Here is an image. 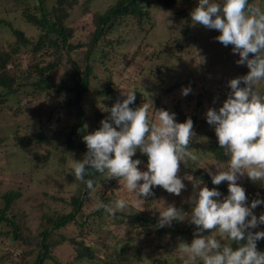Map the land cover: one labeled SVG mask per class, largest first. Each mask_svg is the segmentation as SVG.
Listing matches in <instances>:
<instances>
[{
	"label": "rangeland",
	"instance_id": "obj_1",
	"mask_svg": "<svg viewBox=\"0 0 264 264\" xmlns=\"http://www.w3.org/2000/svg\"><path fill=\"white\" fill-rule=\"evenodd\" d=\"M116 1L80 0L79 5H74L71 10H68L70 15L65 25L71 26L73 29L71 43L75 45L84 43L94 28L93 15L102 13ZM255 4L264 8V1H257ZM196 5L194 0H179L177 7L184 9L183 15L187 14V18H190V12ZM57 7L56 0H44L43 2L39 0H0V21H2L0 22V53L11 52L12 49L17 48L14 53L17 63L15 65L12 64V61L8 63V73L19 76L31 74V81L36 82L40 75L33 68L28 72L27 66L33 65V62L43 66L48 62L52 63L55 59L56 55L52 54L50 49H48L50 51L48 54H43L42 51L34 54L30 44L27 47L17 46L10 24L14 28L23 30L31 41H35L44 30L29 23L25 18L24 11L37 16L46 13L48 19L52 20L51 12ZM168 12L170 11H163L159 7L152 8L150 16L154 26L151 29L147 27L142 30L129 29V37L119 48L131 49L144 39L149 50L163 48V43L166 41H169L175 49L174 39L180 35L187 19L182 16V21H179L174 18L175 14L170 12L172 15L167 19L171 20V23L167 24L165 16ZM126 29H128L126 24H119L113 33L120 36ZM185 35L187 39L180 40L184 50L181 54L185 57L184 67L176 70L171 69L168 72L162 70L161 67L165 68L169 60L167 61V58L161 54L145 62L147 66L157 71V75L147 73L145 76L137 77L145 85L143 87L144 97L151 100L152 103L155 96L151 97L149 94L157 92L161 79L166 80L167 84L170 82L169 78L170 80L185 81V84L163 94L159 99L160 102L153 105L156 106V109L174 112L178 123H183L187 118L193 121L196 136L190 148L196 150L195 154L198 156V160L196 162L189 161L187 164L181 163L178 173L186 185V189L180 196H175L157 186L153 189L154 196L147 198L143 208H139L133 202V195L124 188L122 180L111 185L99 184L91 195L92 199L90 198L89 202L83 205V211L76 214L75 221L69 222L64 228L54 229L51 232L48 240L51 259H46L44 264H103L99 260L100 258L81 260L76 258L73 245L68 240L63 241L61 236H75L78 239L83 236L89 240L90 244H95L94 247L103 252L101 244L105 243L108 234V229L105 226H110L112 222L111 220L109 223L96 220V217H89V214L97 207L98 199L105 192L128 201L125 212L146 210L148 215L159 218V211L164 210V203L165 206L171 204L180 210L184 208L186 209L184 213L190 215L193 207L190 203V198L194 195L193 183L199 182L194 180L193 172L190 170L195 167L213 168L210 164L219 163L215 161L214 155L207 150L209 144L212 141H217V138L214 128L203 121L206 110L220 107L221 102L226 99L227 82L238 77L237 72L243 67L245 68L246 65L240 66L235 63L239 56L232 53L231 45L225 47L218 42H211V37L215 38L219 35L217 30H209L201 25H195ZM210 42L211 45H208ZM219 48L221 53L218 52ZM78 49L80 50H63L59 63L52 69H48L49 72L46 74L49 73L53 82H64L68 87L73 85L68 76L82 62V51H84L83 48L78 47ZM100 63H95V76L90 78V90L83 96L84 116L91 126L99 125L100 121L108 116L107 112L102 111V106H105L106 102L102 103L97 90L103 88L107 81V72ZM107 64L110 65L111 62ZM138 70V66H129L125 76L136 75ZM203 74L205 76H202ZM25 85H21V89L7 100L8 105L5 103V106L0 109V138H6L0 143V206L3 204L2 196L7 191L19 193V196L11 204L8 217L15 219L21 225L20 233L22 235L21 239L14 238L11 228L5 223H0V264H32L35 260L37 246L41 241L39 232L48 225L46 218L66 213L72 207L69 203L70 196L75 193L78 187V181H75L71 174L72 159L81 160L83 158V155L76 150L71 151L70 154L67 149L64 134L68 130L71 114L63 113L60 116V112L57 110L58 103L68 96V90H64L63 94H60L63 97H55L54 90L44 92L36 86ZM184 87H190L192 90L187 96L181 95V89ZM260 88L261 94H264V86H260ZM96 108L100 109L103 114L97 121L95 120ZM40 132L45 136L44 139L37 141L35 136ZM146 164L138 166L141 171L147 170ZM224 167H227L226 162ZM103 176L107 177V174L105 173ZM187 177H191L192 181ZM242 180L241 178L238 181L240 186H242ZM252 185L256 194L250 191L251 185H247L245 188L249 193L247 197L249 203L253 198L262 199L260 198L261 192H257L259 189H264V185L259 181ZM201 186L204 185L201 184ZM221 194L222 199L225 194L222 192ZM253 213L257 217L264 214V206L258 205ZM102 224L103 226L99 228L98 225ZM135 225L134 222L125 231L132 239L138 235ZM110 227L113 228L112 225ZM257 229L264 231V225H259ZM85 233L87 235H83ZM209 234L208 230L204 233V235ZM210 235H215V233ZM141 237L135 239V242L142 240L143 237ZM221 239L223 243L227 244V239ZM118 240H120L118 246H121V238ZM110 242L113 245L111 240ZM161 243L163 246L156 247L154 252L156 259L158 258L160 261L164 259V256L169 255L171 260L167 264H185L187 257L179 251L178 244L175 245L174 241L170 239H164ZM144 244L145 241L141 245ZM25 248L33 252L26 256V260L20 262ZM150 250L147 248L148 254ZM5 255L8 258H5ZM128 264L147 263L136 261Z\"/></svg>",
	"mask_w": 264,
	"mask_h": 264
},
{
	"label": "clouds",
	"instance_id": "obj_2",
	"mask_svg": "<svg viewBox=\"0 0 264 264\" xmlns=\"http://www.w3.org/2000/svg\"><path fill=\"white\" fill-rule=\"evenodd\" d=\"M172 14L166 13L167 19ZM193 26L217 30L215 37L225 47L232 46L238 54L237 65L249 69L246 75L227 82L229 92L222 105L208 108L206 122L214 128L217 143L228 157L225 162L205 167L213 185L227 182L228 195L213 187L193 183L194 195L191 213H184L168 204L159 211L156 227H171L173 221L188 219L195 226L191 243L181 241L180 252L186 255L185 264H264V252L258 251L257 241L264 239V231H255L264 225V214L259 217L253 210L264 205V200H247L245 189L238 181L247 177L251 182L264 185V8L249 0H198L190 12ZM251 54V56H250ZM190 87L181 89V95L191 93ZM135 91L111 107L102 106L108 116L100 127L83 135L86 153L81 160L72 159V175L83 183L86 191H96L94 174H107L109 179L123 181L124 188L134 197L137 207L143 208L147 198L154 196L157 186L169 194L180 196L186 185L178 176L181 163L196 162V150L190 144L196 136L190 118L176 121V114L165 109H154L152 102L133 109ZM151 101V100H150ZM154 113L155 122L149 117ZM139 150L147 157L145 171L133 156ZM192 181L191 177H187ZM128 207L121 198L108 205L98 199L97 208L115 216ZM208 230L215 235H204ZM214 230V231H213ZM225 238L230 243H223ZM233 244L236 245L233 248Z\"/></svg>",
	"mask_w": 264,
	"mask_h": 264
},
{
	"label": "trees",
	"instance_id": "obj_3",
	"mask_svg": "<svg viewBox=\"0 0 264 264\" xmlns=\"http://www.w3.org/2000/svg\"><path fill=\"white\" fill-rule=\"evenodd\" d=\"M39 1L43 2L44 0ZM194 1L196 4L198 3V0ZM257 1L264 0H249V3L255 4ZM56 2L58 7L54 8L51 12L53 15L52 20L48 19L46 13L41 16H37L24 11L25 18L29 23L39 27L40 30H44L43 33L37 36L35 41H31L23 30L14 28L10 24V29L15 37L17 46L27 47L30 44L32 49L31 51L34 54L38 51L44 52L43 54H48L52 51V54H55L56 57L52 63L48 62L43 66L34 62L33 65L27 66L28 72L31 71V68H33L35 72L40 75L35 82L31 81V74L19 76L8 73V63L11 61L13 65L17 63L16 58H14V53L17 51V48L12 49L11 52L0 53V109L5 106V103L8 105L7 100L15 95L25 84V86L29 84L36 86L44 92L54 90L55 97H63V95L60 94H63L64 90H68V96L58 103L57 110L60 112V116H62L63 113H67V115L69 113L71 114V121L68 130L64 134L67 149L70 151V154L71 151L76 150L84 156L87 149L82 139L83 135L91 133L100 127V124L91 126L87 123L88 121L84 116L85 105H83V96L90 90V78L95 76V63L101 62L100 65L107 72V81L105 86L101 89H97L102 103L106 102L105 106L111 107L118 100L124 99L125 97L122 94L126 95L129 91L136 92L135 103L130 105L133 109L140 106L143 102L150 104L151 102L144 97L143 87H145V85L141 83L138 77L145 76L147 73L156 74L157 71L147 66L145 62L147 60H151L152 57H158L163 54L164 58H167V61H169L165 68L161 67L162 70L168 72L171 71V69L176 70L184 67L185 57L181 55L184 50L180 40L187 39L185 33H187L189 29L191 30L193 25L191 23V19L187 18V14L183 15L185 13L184 9H178L177 5L179 0H117L108 6L102 13L93 15L92 23L94 28L92 32L86 37L84 43L75 45L70 41L73 29L71 26H66L65 23L70 15L68 10H71L74 5H79L80 0H56ZM156 7H159V9L163 11L172 12V14H175L174 18L179 21H182V16L187 19L186 25H184L185 27L180 31V35L174 39L176 42L173 44L176 46L175 49L169 41H166L163 43V48L149 50L144 39L131 49L124 50L122 48V50L119 48L126 41L127 37H129V29L142 30L145 27L151 29V27L154 26L150 14L152 12V8ZM119 24H126L128 29H126L123 34H120V36H117L113 33V31L119 26ZM211 42L215 43L218 41L211 37ZM211 42L208 43V45H211ZM78 47L83 48L84 51H82V62L78 64V67L76 66V68L72 70L68 76L73 85L68 87L64 82H53L49 73L46 74V72H49L48 69H52L59 63L63 50H80ZM48 49H50V51H48ZM220 50L221 49L219 48L218 52ZM108 62H111V64L108 65ZM129 66H138L139 70L136 75L129 77L125 76ZM248 71L249 69L247 67H243L237 72V75H246ZM202 76H205V74ZM169 81V84H167L166 80L161 79V82H159L160 87H158L157 92L149 94L151 97L155 96L152 104H158L160 102L159 99L163 94L173 91L181 84H185L184 80L176 81V79L170 80L169 78ZM229 91L230 90L228 88L226 90V96ZM259 91L262 93L260 87ZM221 105L222 102L220 106ZM153 107L156 109L155 105H153ZM102 115L101 110L96 108L95 120L97 121ZM149 117L154 122L155 117L151 108L149 109ZM176 121L178 122V120ZM203 121L206 122V119ZM44 136L45 135L40 132L35 136V139L40 141L41 139H44ZM1 140L5 141L6 138H0V143ZM191 144L189 145L190 147ZM207 148V150L214 155L216 162H227L228 157L224 155L223 149L220 148L217 141H212ZM133 159L141 160L142 164L147 163V157L139 150H137ZM190 171L193 172L194 180L201 181L204 186L217 188L220 192L224 193L225 196L228 195L227 182H223L219 186H216L212 184L211 177L207 174L205 169L195 167ZM90 178L95 180V189L99 184L111 185L118 181L117 179L108 180L107 177L98 173L94 174V176ZM242 179V187L245 189L247 185H251L250 191H253L256 194V190L252 185L253 183H251L246 176ZM245 191L248 197L249 193L247 190ZM94 192L86 191L85 185L78 182L77 190L70 196L69 203L72 206L71 209L66 213L46 218L48 225L43 227V229L39 232L41 241L39 246H37L35 260L32 264H44L46 259H51L50 242L48 241L51 232L54 229L57 230L66 227L71 221L74 222L76 214L83 211V205L89 202L90 198L92 199L91 195ZM260 192V198L264 200V189H259L257 193ZM18 196L19 193L13 191H7L3 194V204L0 206V223H5L11 228V234L14 238L21 239V225L16 222L15 219L8 217V211L10 210L11 204ZM118 199L119 198H117L116 195L108 194L106 192L101 194L99 198L100 201H103V203L108 205L113 204V202ZM251 200H254V198ZM185 210L186 209L184 208L183 210L181 209L182 212H185ZM90 216L96 217V220H101L105 223H109L111 220L113 228L110 227L111 225L105 226L108 229V234L106 235L105 243L101 244L103 252L94 247L95 244H90L89 240L83 236L79 239L75 236H61L63 241L68 240L73 245L76 252L75 257L80 260L100 258L99 260H101L103 264H128L136 261L147 264H167L171 260L169 255L164 256V259L160 261L158 258L156 259V257H154L156 247L163 246L161 243L162 240L170 239L174 241L175 245H177L181 241L191 243L194 238L193 232L195 231V226L192 225L188 219H184L183 221H173L171 227L158 228L156 227L158 218L148 215L146 210H136L134 212L118 211L115 216H113L107 213L103 208L98 209L96 207L91 211L89 217ZM134 222L136 223V229H138V235H135L132 239V237H128V234H126L125 231L127 227L132 225ZM98 226L101 228L103 224ZM252 231L255 232L261 230L256 228L252 229ZM83 235L87 234L85 233ZM140 236L143 237H141L142 240L135 242V239ZM118 238H121V246H118V241H120ZM110 240L113 242V245ZM143 241H145V244L141 245ZM227 243H230V241ZM232 246L233 248L236 247L235 244ZM147 248L151 249L149 254L147 253ZM257 249L258 251L264 252V239L257 241ZM32 252L33 251L26 248L23 249V255L21 256L20 262L26 260V256L32 254ZM5 258L8 257L5 255Z\"/></svg>",
	"mask_w": 264,
	"mask_h": 264
}]
</instances>
